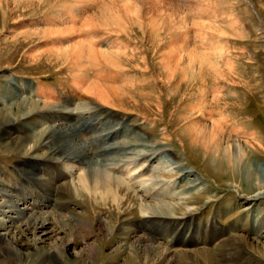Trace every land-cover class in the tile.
Here are the masks:
<instances>
[{"label":"rangeland","instance_id":"374dc122","mask_svg":"<svg viewBox=\"0 0 264 264\" xmlns=\"http://www.w3.org/2000/svg\"><path fill=\"white\" fill-rule=\"evenodd\" d=\"M129 1L137 4V18L141 24L133 23V18L126 15L131 21L125 22L119 31L110 27H88V22L85 23L88 17L108 4L107 0H0V94L6 83L29 81L41 86L42 95L49 99L57 95L61 100H83L101 106L97 98L87 93L91 81H99L117 89L123 86L121 90L127 95L116 104L122 106H106L113 116L111 120L125 119L123 121L127 126L143 133L144 144H157L145 151L155 156L145 159L132 154H128L131 159L114 154L109 156L110 160L106 162H110L111 166L104 168L124 190V200L119 207L104 202L100 196H89L85 191L78 193L69 187L67 189L65 184H56L53 191L45 193L48 198L52 197L53 201L49 202L57 206H38L37 203L48 198H44L46 195L33 180V176H25L20 167L35 161V156H40V165L48 167L47 172L38 168L42 177L55 183L62 181V177H59L57 169L48 161V152L43 146L28 149V145H17L14 139L22 140L23 136L13 132L6 137L2 132L4 127L1 128L0 177L13 189L19 201L25 197L29 204L26 208L19 204L24 215L16 220L12 211L1 213L8 208L6 198L0 194V232L8 237L18 236L17 245L28 253L27 259L21 261L19 258H6L0 250V264H45L41 260V250L51 247L57 238L65 236L56 218H63L69 230L67 260L59 264H76L75 252H82L88 245L96 246L92 264H123L124 259L113 253L119 243L129 247V238L120 235V225L142 229L144 218L140 208L143 204L141 187L153 181L168 183L170 191L175 192L170 198H155V201H178L176 205L179 207L175 210L178 215L170 217H186L181 212H190L182 223L172 220L175 224H171V227H176L177 231L175 235L208 238L203 244L183 246L179 241L163 237L161 232L166 233L171 227L161 225L158 229L147 230L155 236V240L160 241L163 248L169 249L175 264H219L222 262L218 261L222 241L232 242L239 236H245L246 241H253L257 237L254 229L264 216V198L249 200L256 188L243 178L241 164L234 169L227 168L224 160L212 158L200 148L186 143V134L182 129L188 123L203 118L209 124L215 121L217 128L229 138L230 144H239L252 161L264 166V0H173L176 9L173 25L159 19L160 26L156 30L149 29L146 23L148 15H152L146 13V6L148 8L150 3ZM164 1L169 3L168 0ZM130 13H133L132 8ZM69 20L73 23L66 24ZM62 22L73 26L77 35H103L105 38L100 37L99 41L110 38L114 46L120 44L123 52L119 56L118 65L107 66L101 60L99 65H94L90 58H86L84 73L89 82L85 87L77 89L73 82L75 75L68 68V60L48 55L47 52L40 53L45 47L36 46L44 44L46 40L32 34H23L42 28L53 30L54 27L58 28L56 23L60 25ZM172 26H175L174 30ZM177 44L182 45V50L178 51L168 67L166 57ZM35 47L37 54L29 55L35 54L32 52ZM186 52H193L197 61L184 71V61L188 58ZM24 96L33 100L27 92L21 93L17 99ZM195 104L196 108L191 109ZM8 105L11 104L0 105V114ZM76 125L79 142L83 141L80 143L82 150H88L97 159L103 160L110 152L105 151L106 142H119V139L112 140L114 134L109 141L103 139L107 131H90L85 126ZM123 167L137 170L129 177L126 176L127 169ZM85 169L87 165L82 171ZM184 170L191 172L186 178L180 177V172ZM137 173L142 175L136 177ZM77 177L64 181L71 183ZM194 177L198 178L200 186L188 191L184 200L181 192L186 190ZM125 193L130 195L126 199ZM138 196L141 199L138 200ZM144 197L146 201L150 200L148 196ZM153 201L151 199L149 202ZM61 202L63 206H58ZM249 203L251 207L248 208ZM33 212H43L51 219L47 224L51 233L36 246L33 244L35 232L26 225L28 215ZM78 217H85L92 224L90 228L76 223L73 218ZM98 217H104L113 224L110 234L98 227ZM211 221L215 223L216 229H223L224 234L217 242L210 240ZM194 222L206 230L201 234L196 232L192 227ZM237 246L241 259L264 264L262 255L251 249L247 242H237ZM189 250L199 252V260L187 258L185 254ZM88 261L85 263L89 264ZM223 263L239 264L226 259Z\"/></svg>","mask_w":264,"mask_h":264},{"label":"bare ground","instance_id":"6f19581e","mask_svg":"<svg viewBox=\"0 0 264 264\" xmlns=\"http://www.w3.org/2000/svg\"><path fill=\"white\" fill-rule=\"evenodd\" d=\"M107 1L108 4L106 3L103 5L100 11L88 17L89 19H86L85 23L88 22V27H110V29H119V31H121L122 25H125V22L128 23L129 21L130 23L131 21L127 18L128 15L133 18V23H137L138 25L141 24V22L139 23V17L137 16V9L139 10L138 7L136 8L137 4L135 5L134 2L129 0ZM139 1H141L142 4L150 3L148 8L146 6V13L152 14L154 16L148 15V18H146V23L149 29H158L160 26L158 22L161 21L159 19H162L168 24L173 25L172 23L174 17L176 16V9L174 8L173 0H168L169 3L167 4L164 0H138V2ZM130 8H132L133 13H130ZM68 22L72 21H66V24ZM66 24L62 22L60 23V26L58 23H56L58 28L54 27V29L56 28L55 30L52 28L53 30L47 31L42 28L37 31H26L23 34H32L43 38L44 41L46 40V42H43L44 44H39L36 46L45 47V50L42 49V52L40 53L47 52L48 55L51 54L52 56L55 55L57 58L68 60V68L75 75V79L73 81L74 85L77 87V89H81L89 82L87 81L88 78L86 77V72L84 71L87 60L86 58H90L94 65H99V60L103 61V63L107 66L118 65V59L120 58L119 56L122 54L121 52H123L121 51L122 46L118 44L119 42H117V40L116 43L118 45L114 46V44H111L113 41H109L110 38L99 41L100 37L105 38L103 35H77V32L73 30V26L71 27ZM174 27L172 26V29ZM36 47L34 50H32V52L35 54L29 52V55L34 56L37 54L35 52ZM180 50H182L181 44H177L170 50L168 57H166L168 67L171 64L170 62L175 59L178 51ZM186 54H188V58H186L184 61V71L185 69L188 70V68H191V66L195 64L194 62L197 61V58L193 52H186ZM122 82L123 81H113V83ZM122 87L120 86V88L117 89L116 87L113 88V86H107L105 83L101 84L99 81H91L87 87V93L94 96V98H97L100 104H102L100 106L91 104L88 101L84 102L83 100L78 102L75 100L70 102L67 99L61 100L57 95H53V98L49 99L48 96L42 95V87L36 85V82L31 83L29 81L25 82L15 80L11 81L9 84H5L2 93L0 94V105H11H8L4 112L0 114V129L4 127L2 130L4 136L9 137L13 132L21 134L23 136L22 140L14 139V143L17 145L20 143L23 146L28 145V149H33L37 146H43L48 152V161L51 162L54 168L57 169L59 177H62V181L58 180V183L52 182V180L48 181L45 179L46 177H42V174L38 172L39 169H42L45 172L48 167L46 168L45 166L40 165L41 162L38 161V159L41 158L40 156H35V161L20 167V170L23 171L25 176H33V180L38 185H40L41 189L44 191V194L47 191H53V188L56 187V184H65V188L68 189L69 187L76 189L78 193L79 191H85L89 194V196H100L104 202L109 203L111 206L119 207V205H121L124 200L122 196V193L124 192L123 187L116 179H114L113 176H111V174H109V172L106 171L107 169H105L106 167L109 168V166H111L110 162H106L107 160H110L109 156L114 154L122 158H128V154H132L133 156L137 157L142 156L141 158L145 159L146 157L155 156L154 153L148 155L145 153V151L151 147L157 146V144L152 146L148 145L147 143L144 144L145 141L143 133L140 130L127 126L126 123H124L125 121H123L125 119L120 118L111 120L113 116H111L110 110L106 106H122L121 104L116 105L118 104L117 102H122V100L127 95L126 92L121 90ZM20 88L23 90L22 92ZM17 91L20 92L17 93ZM24 92H27L33 100H30L25 96L24 98L17 99L19 98L18 96ZM49 93L52 92L49 91ZM57 94L59 95V93ZM201 99L203 98L201 97ZM17 100L18 102H16ZM13 102L15 103L13 104ZM200 102H202V100ZM192 108L195 109L196 104L193 105L191 109ZM204 121V118L201 121L200 119L192 121L182 129L184 134H186V143L193 147L200 148L206 155L209 154L212 158L224 160L227 168L229 169H234L236 166H239L238 164H241L242 174L244 175L243 178L247 183L256 188V192L249 197V200L254 201L264 198V166L259 162L252 161L245 154L239 144L234 145L235 147L230 144L228 142L229 138L227 139V137H225L221 132L220 128H217V122L212 121L211 124H209ZM77 123L80 125V127L85 126V128H89L90 131L91 129L107 131V134H105L103 137V139L107 141H109L108 139H111V135L114 134L115 137H113L112 140L119 139V142H106L105 151L107 152L110 150V152L108 155L104 156L105 158L103 160L100 158L97 159L96 156H91L88 150H82L80 143L83 141L79 142L80 135L77 132ZM131 138L134 140H131ZM164 157L167 158L166 155ZM236 161L237 163H235ZM90 164L92 165L88 167ZM114 164L116 165L117 163ZM86 165L87 169L82 171V168ZM123 168L127 169L126 176L128 175L129 177L137 170L136 168ZM190 173L191 172L189 170H184L180 172V177L186 178L190 175ZM140 175L142 174L137 173L136 177H139ZM75 176H78L77 180L71 183L64 181V179L74 178ZM198 185L200 186L198 178H192L186 190L181 192L182 198L185 200L187 198L186 194L188 191L195 189V187L198 188ZM142 186V199L138 196V200L141 199V202L143 201V204L140 205V208L142 210V217L144 218L142 222L144 226L141 225L142 229H137L132 226L120 225V229H122L120 235L129 238L127 243L129 244L130 248L119 243L113 249V253L120 255V257L124 259V262H122L123 264H160V262H163V264H175V260L172 257L173 255L169 249L163 248L160 241L155 240V236L150 234V232L147 230H150L151 228L158 229V227L161 225L171 227V224H175L172 220L182 223L190 212L182 211V216L185 215L186 217H177L174 219L170 216L178 215L175 211L176 208L179 207L176 205L179 204L178 201L176 203L169 202L168 200L155 201L157 196H161L162 198H170L175 195V192L170 191V186L168 183L163 184L160 181H153L147 185L142 184ZM22 192H24V190ZM0 194L6 198V207L8 208L1 211L2 214H8L7 211H12L16 215L14 216V219L16 220L24 215V211L19 207V204L25 205L24 207L26 208L29 204V201L27 202V200H25L27 198L23 197L20 202L16 198L17 196L14 195L13 189H10L7 183H5L1 177ZM42 195L43 193L41 196ZM128 195V193H125V199L128 197ZM144 195L148 196L150 200L153 199L154 201H146ZM44 198H48V196L46 195ZM50 198L45 199L44 202L40 201L41 203H37V205H54V202H49V200L53 201L51 196ZM250 205L251 203H249L248 208L251 207ZM58 206H63V203H59ZM38 210L39 209L35 211ZM28 217L29 218L26 222V225L29 228L31 227L35 232L33 233V244L36 246L40 240L43 241L45 236L51 233V229L47 227V224L51 222V219L49 218L48 214L43 212H33L31 215H28ZM73 219L76 223L89 226V228L92 225L89 224V221L86 220L85 217ZM55 221L64 231L65 236L57 238V242L55 241L54 245H51V247L41 250V260L45 264H59L61 262H66L67 260L66 245L69 236V232H67L68 224L63 218H56ZM97 222L98 227L104 232L110 234V232L113 231V224H111V222L106 218L98 217ZM210 226L212 227V235L211 237L209 236L210 240H221L220 238L224 234L223 229H216L214 222H212ZM192 227L200 234L206 230V228L201 229L200 226L195 222ZM254 231L257 237H255L253 241H246L245 236H239L232 242L222 241L220 243L222 248L218 255V261L222 262L219 264H224L223 261L225 259L239 264H255L247 260H243L239 256L240 251L239 247L237 246V242L240 241L242 243L247 242L251 249L258 252L264 258V216L261 218ZM176 232V227L173 229L171 227L170 231L161 233L166 239H169L170 241H179L180 245L183 244V246H196L197 244L206 243V237L205 239H202L199 236L193 237L188 235L185 237H180L178 234L175 235ZM139 234H141V236ZM18 239V236L8 237L3 232H0V250L2 254L6 255V258H19L21 261H24L27 259L26 257L28 256V253H25V251L23 252L20 246L17 245L16 241ZM60 242L62 243L61 246L59 245ZM95 247V245H88L83 249L82 252H75L74 261L76 264H86L85 262L87 259L89 260V264H92V260L96 254ZM83 252L87 253V255H85ZM185 255L189 259L199 260V252L197 251L189 250Z\"/></svg>","mask_w":264,"mask_h":264}]
</instances>
